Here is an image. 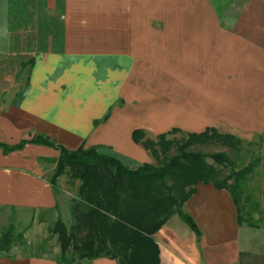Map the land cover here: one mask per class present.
Wrapping results in <instances>:
<instances>
[{"label":"crops","instance_id":"obj_1","mask_svg":"<svg viewBox=\"0 0 264 264\" xmlns=\"http://www.w3.org/2000/svg\"><path fill=\"white\" fill-rule=\"evenodd\" d=\"M29 31L39 41L16 50ZM11 38L28 58L17 64L22 88L0 93L2 145L39 136L131 169L153 163L134 130L152 140L213 128L257 136L264 149V0H0V54ZM57 156L33 143L0 148V210L18 221L54 214L68 228L76 184L68 192L60 176L50 185ZM182 211L199 237L170 217L153 235L159 264H264V234L237 225L225 190L199 184ZM15 247L0 264H55Z\"/></svg>","mask_w":264,"mask_h":264},{"label":"trees","instance_id":"obj_2","mask_svg":"<svg viewBox=\"0 0 264 264\" xmlns=\"http://www.w3.org/2000/svg\"><path fill=\"white\" fill-rule=\"evenodd\" d=\"M177 133L171 129L151 140L140 130L132 131V142L140 145L153 160L133 169L93 147L67 150L39 136L16 146L0 144L4 154L22 148L25 143L55 149L58 156L53 161L50 185L55 188L60 176L65 177L67 185L76 184L69 207L71 225L65 228L56 220L50 230L56 235L59 248L55 264L98 258L116 264H159L153 235L170 217L177 216L199 237L194 223L182 211L184 202L199 184L225 190L234 206L237 225L258 229L257 221L251 216L257 204L246 194L245 184L258 166L259 158L252 157L246 165L237 168L225 152L205 153L202 149L218 147L235 153L242 145L238 138L206 128L176 141ZM20 239L21 234L14 235L13 228L8 226L0 233V254H6Z\"/></svg>","mask_w":264,"mask_h":264},{"label":"rangeland","instance_id":"obj_3","mask_svg":"<svg viewBox=\"0 0 264 264\" xmlns=\"http://www.w3.org/2000/svg\"><path fill=\"white\" fill-rule=\"evenodd\" d=\"M23 36L24 38L20 39L19 41L20 47L18 48L17 45H15L16 50H25L28 49V46L31 48L30 45L33 46L34 43L39 41L36 37V34L31 31L24 33ZM25 36H27V38ZM10 48L11 50L8 54H0V93L11 92L14 88L17 90L21 89L22 85L14 87V81L18 79L20 74L22 79H24L26 74V71H18L17 64L20 61L27 60L28 56L20 55L18 53L14 54V38H11L10 40ZM183 137L184 135L182 134H176L174 136L176 141L183 139ZM238 139L242 141V145L235 153L230 152L225 148L218 147H207L203 148L202 151L205 153L219 151L225 152L235 162L237 168L246 165L248 160L252 157L259 158L260 161L258 166L255 168L251 177L246 181L245 192L250 196L251 202L257 204L256 209L252 210L251 205H249V208L252 210V218L257 221L258 229L264 234V149L262 148L260 140L257 136H246ZM51 175L49 176V179ZM57 183L58 182L56 179L55 188ZM64 185V189H66L68 192H72L74 190H72L71 186L66 185L65 181ZM60 186H62L61 183ZM245 207L247 208L248 206L245 205ZM27 217L29 218V215ZM17 218L18 217L14 212H4L0 210V233L8 226H11L13 228L14 235L21 234V239L16 240L13 243L14 246H16L15 250H18L20 252L19 254L21 255H44L46 257L52 258L53 260H58L59 248L56 243V235L52 234L50 230L52 229L55 221L59 219H56L54 214L37 215V218L33 219L32 217L29 221L26 220V216L23 221H18ZM26 229H28L27 237L25 239L28 242L27 245L22 238V234H24ZM88 261L89 260H82L75 262L74 264H87Z\"/></svg>","mask_w":264,"mask_h":264}]
</instances>
